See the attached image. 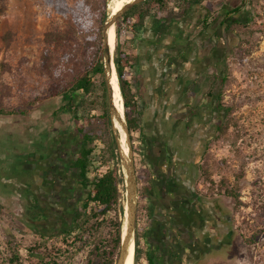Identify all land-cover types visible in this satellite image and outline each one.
<instances>
[{
    "label": "rangeland",
    "instance_id": "obj_1",
    "mask_svg": "<svg viewBox=\"0 0 264 264\" xmlns=\"http://www.w3.org/2000/svg\"><path fill=\"white\" fill-rule=\"evenodd\" d=\"M230 1L234 0H203L200 6L216 10L217 2ZM80 2L0 0V106L16 109L13 114L0 115V254L18 256L12 264H85L92 248L90 236L80 240L64 237L62 226H74L73 217L53 227L50 234L44 232L49 227L36 219V150L46 139L60 132L70 134L76 126L63 94L55 92L68 86L73 72L83 73L85 40L97 36L95 21L71 16V9ZM109 3L107 0V13ZM246 9L249 12H242L246 24L244 29L239 27L238 46L225 64L212 68L205 79L199 78L202 90L210 87L219 92L224 107L220 127L205 132L212 137H208L199 163V189L232 214L234 235L230 247L216 250L213 257L199 258L198 264H264V0H248ZM196 13L187 15L188 21L184 17V24L176 21L179 28L191 30ZM54 28L66 37L48 43L44 33ZM131 38L129 31L116 35L117 50L132 48L135 52ZM217 75L225 80L220 82ZM100 80L97 75L92 95L76 107L77 116L100 113ZM135 88L132 76L131 90ZM137 88L142 132L129 130L133 162L134 151L143 147L148 130L142 79ZM82 97L77 92L74 100ZM88 130L101 168L111 139L117 154L111 127L107 131L98 122ZM74 140L78 143L79 134ZM122 195L123 203L124 186ZM39 204L44 207L42 201ZM135 241L134 235V248ZM138 244L141 253L136 260L134 253V264H144L145 245Z\"/></svg>",
    "mask_w": 264,
    "mask_h": 264
},
{
    "label": "flooded vegetation",
    "instance_id": "obj_2",
    "mask_svg": "<svg viewBox=\"0 0 264 264\" xmlns=\"http://www.w3.org/2000/svg\"><path fill=\"white\" fill-rule=\"evenodd\" d=\"M246 2H217L216 10L203 5L191 30L180 29L176 21L184 24L185 19L176 18L166 31L147 27L136 39L148 119L143 147L134 151V235L137 244L144 242V264H198L199 258L231 245L232 214L198 184L199 163L212 137L205 132L218 128L224 110L218 93L202 90L199 78L225 64L238 46L239 27L246 24L242 12H249ZM75 134L76 128L55 134L36 150V219L49 227L48 234L74 218L86 194L74 166L80 142Z\"/></svg>",
    "mask_w": 264,
    "mask_h": 264
},
{
    "label": "trees",
    "instance_id": "obj_3",
    "mask_svg": "<svg viewBox=\"0 0 264 264\" xmlns=\"http://www.w3.org/2000/svg\"><path fill=\"white\" fill-rule=\"evenodd\" d=\"M203 0H143L133 4L115 22V36L121 31H129L136 39L147 27H154L158 31H166L169 23L176 18L189 15V11ZM107 0H81L78 6L71 9V16L91 19L97 24V36L93 40H85L88 43L82 54L83 73L73 72L68 86L57 89L66 99L67 111L73 112L76 122V131L80 142L74 158V166L78 168L82 186L86 194L81 204L74 211V226H67L63 235L68 238L80 240L83 235L92 238V248L85 264H113L116 260L120 243L121 214L123 212V179L120 166L115 153L113 140L111 139L108 158L100 162L94 152L93 136L89 129H94L100 122L109 131V117L105 94V84L102 79V22L107 14ZM62 32L54 28L44 33V39L48 43L60 42ZM116 42V37H115ZM115 46L114 64L119 80L120 91L123 98L127 126L130 131L142 132L139 124V98L136 90H131L134 66L137 62V54L128 48L127 51L117 50ZM99 75L100 80V113L93 115L77 116L76 107L81 106L84 100L92 95L95 86L94 79ZM220 82L225 80L222 75H217ZM81 92L83 97L74 100V95ZM219 95V92H218ZM16 109H6L0 106V115H10ZM19 113H24L20 110ZM222 121V120H221ZM220 124L218 125V128ZM237 199V194H234ZM264 216V209H263ZM135 260L139 257L140 248L135 241ZM19 260L16 255L3 256L0 254V264H12Z\"/></svg>",
    "mask_w": 264,
    "mask_h": 264
},
{
    "label": "water",
    "instance_id": "obj_4",
    "mask_svg": "<svg viewBox=\"0 0 264 264\" xmlns=\"http://www.w3.org/2000/svg\"><path fill=\"white\" fill-rule=\"evenodd\" d=\"M143 0H129L118 9L108 12L102 22L101 35H102V54H101V65H102V76L105 84V94L107 101L108 117L113 134V138L116 144L118 162L122 174L123 186H124V202L123 212L120 225V243L116 260L113 264H124L126 256L131 248L134 251V228H135V216H136V174L133 162L132 147L130 145L129 129L126 122V115L124 112L123 121H119L118 113L116 109V103L113 97L111 89L112 76L115 74L118 80V76L114 64L113 53H110L109 45L107 41V31L111 26L115 28L116 20L129 9L133 4L141 2ZM118 86L120 90L119 80ZM121 102L124 107L122 94ZM124 129L127 139V150L123 152L120 149L118 142V132L116 125Z\"/></svg>",
    "mask_w": 264,
    "mask_h": 264
},
{
    "label": "bare ground",
    "instance_id": "obj_5",
    "mask_svg": "<svg viewBox=\"0 0 264 264\" xmlns=\"http://www.w3.org/2000/svg\"><path fill=\"white\" fill-rule=\"evenodd\" d=\"M129 0H110L109 3V11H114L124 5ZM115 28L114 26H111L107 31V41L109 45L110 53H113L114 47H115ZM111 89L113 93V97L116 103V109L118 113V119L119 121H123V115H124V107L122 106L121 102V95L120 90L118 86V80L116 78V75L114 74L112 76L111 80ZM117 132H118V142L120 149L125 152L127 150V139L124 129L120 126V124L116 125ZM124 264H134V251L133 248H131L126 256V259L124 261Z\"/></svg>",
    "mask_w": 264,
    "mask_h": 264
},
{
    "label": "crops",
    "instance_id": "obj_6",
    "mask_svg": "<svg viewBox=\"0 0 264 264\" xmlns=\"http://www.w3.org/2000/svg\"><path fill=\"white\" fill-rule=\"evenodd\" d=\"M202 3V2H201ZM197 5H195L192 9H191V11H189V12H202V8H201V6H200V3H198V7H196ZM189 15H190V13H189ZM186 17V16H185ZM184 18V17H183ZM188 19H189V16H187V19H186V21H188ZM141 67H143L142 65H139L138 64V62H136V64H135V66H134V86L136 85V88H135V90L137 91V94H138V98H139V91H138V83H139V80L140 79H142V76L140 75V71H141ZM144 67H146L147 68V64H146V66H144ZM143 80V79H142ZM151 87V86H150ZM146 92V91H145ZM147 118H146V123H147Z\"/></svg>",
    "mask_w": 264,
    "mask_h": 264
}]
</instances>
